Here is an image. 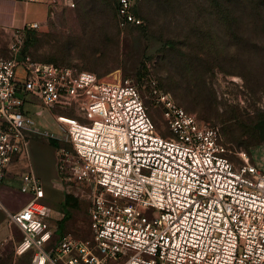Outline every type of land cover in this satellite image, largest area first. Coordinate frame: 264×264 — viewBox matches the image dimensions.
I'll return each mask as SVG.
<instances>
[{
	"label": "built area",
	"instance_id": "obj_1",
	"mask_svg": "<svg viewBox=\"0 0 264 264\" xmlns=\"http://www.w3.org/2000/svg\"><path fill=\"white\" fill-rule=\"evenodd\" d=\"M138 1L119 0L122 26L142 23ZM37 28L17 29L10 53L0 55V181L30 134L42 132L26 108L31 98L68 110L56 115L72 144L57 147L60 180L89 196L93 238L65 233L47 248L51 210L29 170L20 186L30 199L11 215L24 233L19 253L34 247L32 264H264V169L245 151L237 165L218 128L154 81L149 94L173 138L156 130L121 68L99 75L23 53L26 30Z\"/></svg>",
	"mask_w": 264,
	"mask_h": 264
},
{
	"label": "rangeland",
	"instance_id": "obj_2",
	"mask_svg": "<svg viewBox=\"0 0 264 264\" xmlns=\"http://www.w3.org/2000/svg\"><path fill=\"white\" fill-rule=\"evenodd\" d=\"M88 2L60 0L48 26L31 31L32 39L26 48L32 58L99 75L121 68L140 88L156 130L173 138L162 108L155 105L149 94L154 81L187 110L220 127L228 154L237 165L242 163L240 153L245 151L250 161L264 169V63L236 60L230 37L240 26L264 34V7L256 19L249 17L243 22L239 0H231L227 15L221 13L227 10L224 0H143L138 8L142 24L121 29L116 20V0L113 10L101 5L100 9H92ZM26 108L37 120L47 123L43 124L49 134H58L72 149L66 141L68 124L56 116H69L68 110L45 106L36 97ZM36 111L42 115L35 114ZM3 186H13L15 194L26 193L18 182L13 185L8 176L0 181V187ZM67 187L80 196L66 207L70 217L61 233L91 239L90 198L76 186ZM41 201L53 204L47 198ZM143 211L150 214L148 209ZM59 212H51L49 217L56 227L65 213L62 205ZM9 227L11 235L0 241V264H32L34 247L19 253L24 233L15 223Z\"/></svg>",
	"mask_w": 264,
	"mask_h": 264
},
{
	"label": "crops",
	"instance_id": "obj_3",
	"mask_svg": "<svg viewBox=\"0 0 264 264\" xmlns=\"http://www.w3.org/2000/svg\"><path fill=\"white\" fill-rule=\"evenodd\" d=\"M59 2L60 0H0V55L10 53L9 46L17 29L24 28L31 22H39L40 28L48 26L49 20L57 11ZM35 114L42 115V112L36 111ZM37 122L42 131L37 134L42 136L30 134L22 152L9 163L5 178L8 176L13 185L15 182L21 185L22 175L26 171H33L43 181L45 198L51 200L53 204L44 202L50 207L51 212L56 214L60 213L59 207L66 193L60 180L57 145L51 138L62 137L55 133L49 134L44 125L46 122L42 119L38 118ZM12 187H0V241L11 235L9 227L13 224L11 215L20 210L30 199L28 193L15 194ZM52 225L56 228L54 224Z\"/></svg>",
	"mask_w": 264,
	"mask_h": 264
},
{
	"label": "trees",
	"instance_id": "obj_4",
	"mask_svg": "<svg viewBox=\"0 0 264 264\" xmlns=\"http://www.w3.org/2000/svg\"><path fill=\"white\" fill-rule=\"evenodd\" d=\"M142 1L143 0H139L134 5L133 10L142 19V22H143V17L141 16V14L139 13V10H138L139 5L141 4ZM224 1H226L225 5H227V10L223 9V10H221V13L227 15L230 13V10L228 8V6H229L228 4L231 2V0H224ZM262 1L263 0H239L240 15H241V19L243 20V22L246 21V19L249 17H250L249 19H252V21H253L254 19H256L260 15L261 10L264 7V4H262ZM87 4L92 9H97V8L100 9L101 8L100 5H101V6H107L110 10L112 8V10H113V0H89V2ZM247 5L249 7V11H248L249 15L247 13ZM118 7H119V0H116L115 8H116V13H117V16H116L117 25L121 29H125V28H128L130 26H134V24H127L126 26L121 25V18H120V15L118 13ZM32 30H34V29H27L26 30L25 45L23 48V53L29 54V52L26 48V45L28 42L30 43V41L32 39V36H31ZM116 35H117V33H116ZM230 37L232 38L233 45L235 46L236 51L234 53L236 55V60H239L242 62H252L254 64L263 65V63H264V34L263 33L259 34L258 32H256V29L250 30L248 28H244V26H240V27H238L237 32L230 33ZM113 41H116V39H114ZM118 43L119 42L117 41L115 44L118 45ZM54 63L60 64L58 62H54ZM62 65H65V64H62ZM209 124L218 128V131L220 133L222 141L226 145V143L223 140L220 127L211 123V122H209ZM51 140H52V142H54V144L57 145V147L59 145L64 144L61 141V139H58V138H51ZM79 196L80 195L77 194L75 191H67V193L65 194V199L61 203L62 207L64 208L65 213H64V216L59 219L58 227L55 228L52 239L46 245L48 249H50V247L52 245L57 243L58 238L55 239L54 236L62 234L60 229L70 217V211L67 210L66 207H68L72 203V200L74 199V197H79ZM58 229L60 231L59 233H57V231H56Z\"/></svg>",
	"mask_w": 264,
	"mask_h": 264
}]
</instances>
